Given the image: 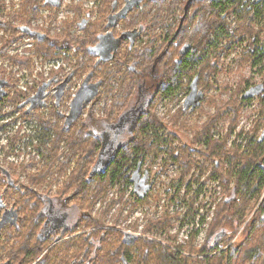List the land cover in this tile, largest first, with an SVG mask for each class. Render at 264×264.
<instances>
[{
  "label": "rangeland",
  "instance_id": "rangeland-1",
  "mask_svg": "<svg viewBox=\"0 0 264 264\" xmlns=\"http://www.w3.org/2000/svg\"><path fill=\"white\" fill-rule=\"evenodd\" d=\"M16 9L23 18L31 14L30 9L25 10L24 6H18ZM247 18L248 14L234 19L236 26L241 28L234 38L221 36L218 40V48H213L212 42L204 45L203 53H208L209 63L212 64L217 58V64L215 70L208 76H203L199 88H203L204 95L200 105L192 112L183 110L184 94L179 93L184 90V85H181L182 82L174 77L175 69L171 70V81L178 84L167 95L158 94L150 106V113L142 118L147 121L148 118L155 117L158 123L155 138L153 135L144 136L150 143L143 153L144 167L150 170L151 177L155 180L153 188L150 191L147 190L146 199L138 201L132 196L133 194L126 192L117 195L116 192L121 187L118 183L103 181L101 184L104 194L96 198L92 197L87 208L91 216L89 220L91 232L97 236L102 234L104 240L102 239L101 242L107 244V247L98 251L99 253L114 252L117 241L121 239L120 228L139 234L140 241L137 245H143L146 239H149L158 244L162 241L167 242L165 246L176 250V246H187L189 243L200 246L205 242L212 228L211 225L215 224L217 206L235 198L237 170L251 159V150L254 156L259 151L260 148L255 147V142L264 129V101L258 95L244 98L242 91L251 84L263 82L264 86V53H261V48L264 49V17L260 21L262 22L260 32L250 31V22ZM247 31L259 35L257 40H252ZM202 34L203 28L194 31L196 39ZM214 37L215 32L211 31L209 40H214ZM161 39L157 38V44ZM28 47L30 46L25 43H22L18 50L11 47L7 57L12 69L21 68L28 77L33 75L31 78L35 79L36 53L34 50L27 52ZM217 50L219 54L211 53ZM82 54L62 55L70 63L67 71L75 70V81L79 83L89 69V66L86 68L80 66L83 63L82 59L84 60ZM205 54L197 55V59L201 58V55L205 59ZM176 58L177 60L180 58L178 49L172 51L170 65L175 64ZM94 60L92 59L91 65ZM194 60L193 58L191 63ZM194 62L193 68L197 63ZM189 65L191 67V64ZM119 66L117 62L102 63L101 70L96 73L92 84H96L100 77L105 81H114L116 74L113 72L107 74V70L109 68L117 70ZM204 71L206 72V69ZM17 73L18 71L12 74L18 77ZM193 73L194 71L191 70L188 76L180 77L183 79V84L188 82V78H191ZM161 88H163L162 85ZM116 89L118 91L107 103V109L113 110V119L129 104L128 101L132 96V91L128 90L122 82L118 83ZM10 91L14 92L11 97H16L18 94L14 87ZM120 92L121 96L118 95ZM96 104L100 105L99 102ZM87 111L86 107L84 113L86 114ZM85 114H82L81 118L85 117ZM3 122L8 123L9 128L6 131L1 130V143L5 142L3 139L5 137L6 146L10 148V158L13 161L4 163L0 167V174L2 168L12 172L11 165L15 166L14 173L11 174L19 178L21 174L29 178L34 174L42 173L43 184L48 187L50 193L55 192L65 179L73 175L76 165H69L60 173L58 169V164L64 160L68 152V145L62 147L60 144L55 150H47L43 147L38 154V136L42 131V129L36 130L38 120L32 117L20 120L12 114ZM126 132L125 140L131 137L127 136ZM49 140L53 143L56 137L51 136ZM49 153L54 154L52 158L49 157ZM94 156L95 154L93 158ZM22 157L24 162L20 164L18 161ZM17 158L18 161H15ZM29 163L30 165L26 166ZM21 168L25 171L22 172ZM46 169L52 172L47 173ZM20 180L26 181L22 177ZM3 191L1 187L0 198L3 196ZM71 191L72 189L68 193ZM261 192V196L247 201L239 227L229 237L230 240L226 242L225 239L221 240L213 253L219 247L224 250L230 243L237 244L242 240L246 233V219L248 220L254 214L260 204L264 196V187ZM6 206L9 207L7 203ZM202 216L205 219L201 220ZM93 218H99V220L95 221ZM76 232H79L78 229ZM256 239L254 243H264V239L261 240L262 237ZM180 252L189 253L186 249Z\"/></svg>",
  "mask_w": 264,
  "mask_h": 264
},
{
  "label": "flooded vegetation",
  "instance_id": "flooded-vegetation-1",
  "mask_svg": "<svg viewBox=\"0 0 264 264\" xmlns=\"http://www.w3.org/2000/svg\"><path fill=\"white\" fill-rule=\"evenodd\" d=\"M24 3L35 8V13L28 19V23L15 17L16 8ZM227 5H230L229 8L220 17L226 21L228 27L237 29L234 19L248 14L250 29L260 32L262 25L260 21L264 17V0H241L229 2ZM260 7L263 9L259 10ZM205 8L208 10L209 4L204 0H0V132L8 130L9 124L3 121L9 115L13 114L20 120L27 117L35 118L38 120V129H42L37 151L51 136L56 137L57 140L58 128L68 131L80 121L86 124L87 136L97 138L96 136H100L103 132H112L110 125L115 121L112 118L113 111L108 115L110 110L107 109V103L118 91L116 89L118 83L122 82L128 89L132 88L129 106L132 105L140 110L147 103V106H151L159 91L160 77L165 72L162 69L159 71L157 62L165 60L166 56L168 60L170 59L174 48L170 45L173 44L175 38L183 36L182 34L191 35V32L195 31L197 23L204 18ZM213 12L216 15L219 14L216 9H213ZM214 28L216 31L218 30V26ZM178 33L180 35H177ZM159 37L162 39L169 37L170 40L168 47L164 49L166 56L161 55L160 59L156 61V56L150 59L145 55H155L156 48L160 46L162 40L157 44ZM75 38H84L87 50L96 54L99 61L108 60L109 63H120L117 55L123 56L124 52H133V56L136 53H141L144 57H133V60H130V55H127L119 66L120 69L112 68L111 72L116 74V79L110 82L101 78L95 95L83 104L81 113L72 120L69 116L73 114L74 100L78 92H82L81 99L84 102L85 98L95 90L94 87L89 86L93 85L95 77L90 74V71L80 83L75 81V70L67 71L70 63L62 55H74L80 49L74 44L71 46ZM62 39H67L70 43L60 41ZM38 42L41 44L46 42V46L51 49V52L45 54L39 50ZM22 43L30 46L27 48V52L34 50L36 53L35 79L31 78L33 75L28 77L27 74H24L21 68L14 67L12 69L7 57V52L11 47L18 50ZM183 45L179 47L178 52L181 51L184 55L187 48L180 50ZM140 60L147 62L142 68L138 65ZM175 60L178 61L177 58ZM60 62L61 66H59ZM17 71L19 72L17 73L18 77L13 76L12 73ZM158 71L161 73H157ZM108 73L110 72L107 70ZM88 75L90 77L86 80ZM133 76L135 82L132 81ZM197 78V75L192 76L188 82L186 81L187 83L185 82L186 84H183V79L179 80L182 82L181 85H184V90L179 94H184L182 101L185 111L192 112L200 105L199 103L192 107V104L197 100V91L200 90L202 93ZM12 87L18 93L16 97H11L14 93L10 91ZM97 102L100 105H97ZM86 107L88 111L85 114ZM82 114H85V117L81 118ZM263 131L264 129L260 135L261 139L264 138ZM120 138L125 139L124 136ZM98 144L102 145L101 141ZM61 146L66 147L64 140L61 141ZM142 156H144L143 153L141 156H132L130 164L128 163L125 167V179L119 181L121 188L116 192L117 195L126 192L133 194L132 196L138 201L146 199L145 196L148 192L144 193L145 189L149 185L150 191L155 180L151 177L150 170L144 167ZM23 159L22 157L18 161L17 158L15 161L22 164ZM10 162L9 154L0 150V167L4 163ZM21 177L28 180V177L23 174ZM9 178H11L10 175L5 176L8 185L4 187L3 196L0 198V211L6 212L7 215L11 209V202L6 198V189L12 185ZM131 178L134 181H131ZM26 181L20 180L19 182L26 183ZM70 200L72 199H68V202ZM6 203L9 207L6 206ZM66 204L67 206L63 207L58 203L53 206L55 220L53 218V229L47 235L49 239L53 238V242L45 248L43 253L51 245L58 244L61 245L60 250H69L68 264H93L96 261V253L100 250V241L92 239V228L85 222H80L74 202ZM85 212L87 213V211ZM60 215L63 217L61 218ZM0 217L2 216L0 215ZM8 219L4 216L0 221H4L2 224L7 226L10 225ZM2 224H0V228ZM76 229L79 232H76ZM120 234L121 239L117 241L116 253L105 257V264H143L138 250L140 245H137L140 241L139 234L121 228ZM77 235L84 236L82 239L83 248L79 255L75 253L73 242L74 236ZM126 235H134L135 238L126 239ZM78 242L80 244V240ZM166 243L161 242L163 245ZM213 244L215 243L213 242ZM93 253L95 254L93 255ZM39 258L40 256L33 264ZM98 258L102 257L98 256Z\"/></svg>",
  "mask_w": 264,
  "mask_h": 264
},
{
  "label": "trees",
  "instance_id": "trees-1",
  "mask_svg": "<svg viewBox=\"0 0 264 264\" xmlns=\"http://www.w3.org/2000/svg\"><path fill=\"white\" fill-rule=\"evenodd\" d=\"M204 1L209 4L210 10H207L206 8L204 9V18L201 22L197 23L195 29L198 30V28H203V34L197 39L194 37V32H191V35L182 34L183 36H181L179 33L177 34L180 36L175 38L173 44L170 46L176 47H174L173 50H179V47L184 44L180 50H182L183 48H187V50H185L184 55L183 52H178L180 58L175 62L174 65H170L168 57L164 52V49L168 47V42L170 40L169 37H165L162 39V43L159 47L156 48L155 55H145L150 59L153 56H156V61L160 59L161 55L166 56L165 60H160L157 62L159 71L161 69L165 71L160 77L161 81L158 83V94L161 93L165 96L171 92L172 88L176 84H178L174 83L173 80L171 81L172 77L170 73L172 69H175V72L173 74L178 81L181 80L180 77L182 75L188 76L189 71L193 70L194 73L192 75H197V83L198 85L201 84L200 82H202L203 76H208L210 72L216 69L215 66L217 64V58L214 59L212 64L209 63V55H207L208 53H203L204 45H206L208 42H212V47L218 48V40L221 36H233L232 38H234V36L241 30V28L238 27L237 29H231L226 24V21L220 17L222 16V13L229 8L230 5H227L229 2H239L241 0ZM22 6L25 7V10L29 8L31 14L28 17L23 18L20 14L17 13L15 17L20 18L22 22H28V18H31L32 15H34L35 8L25 3ZM213 9L219 11V14L216 15V13L213 12ZM261 9L263 8L260 7L259 10ZM215 25L218 26L217 31L216 28H214L216 27ZM252 30L253 29H250V31ZM211 31H215L214 40H209V34ZM248 33L249 37H252V40H257V38L259 37V35L257 34H252L251 32ZM53 41H55V39H53ZM60 41L70 43L67 39H62ZM38 44L40 45H37V48L43 51L45 54H49L51 52V49L46 46V42H44L43 44L38 42ZM73 44L80 48L75 54H84H82V56H84V60L82 59L83 63L82 65H79L84 68L89 66L88 71H90L91 75L96 76V73L100 72L101 70L102 63L109 62L108 60L99 61V59H97L96 57V54H92L89 50H87V43L84 38H75L72 45ZM250 49L253 50V48ZM261 49V53H264V49ZM211 53L219 54V51L217 50ZM199 54H205V59L202 55L201 58L197 59V55ZM127 55H130V60H133V57H144V55H142L141 53H136L133 56V52H124L123 56L117 55V57L119 58L118 62H120V66ZM193 58L195 59L194 61L197 62L196 67L194 68L192 65H194L193 63L195 62L193 61L191 63ZM92 59L95 60L91 65ZM145 63L147 62L140 60L138 62V65L142 68ZM189 64H191V67ZM168 67L171 68L168 69ZM204 69H206V72L204 71ZM108 71L111 73L110 68L108 69ZM159 71L157 73H161ZM88 77H90V75H88ZM158 79L159 77L157 78V80ZM189 79L190 78H188V80ZM132 81L135 82L134 76L132 77ZM100 82L101 77L99 79L98 85L100 84ZM161 85L163 86V88H161ZM251 85L242 90L244 98H247L245 96V92L249 87H251ZM128 90L132 91V88ZM118 95L121 96L122 93L120 92ZM258 97L264 101V90L258 95ZM147 105L148 103L144 108L140 110L137 107H134L132 105L129 106V104H127V106L117 115V117H114L113 121L116 122L122 114L129 112L132 108L139 111H137L138 115L134 120L132 130L128 131L129 127H126V129H124V131L120 133L121 135H119L116 141L118 149L116 150L112 160L101 172H93V168L98 162L99 151L101 150V145H99L98 143H100V141L102 143V137L101 135L96 136L97 138L87 136L88 134L86 132V124L81 123V121L77 123L74 128L68 131H64L58 128L57 140H54L53 143L50 142L49 139L45 140L46 142L44 144H46L47 146L43 144L38 151L39 154L43 147H45L47 150H55V148L58 149L61 141L63 140L65 141V145L69 146L68 152L66 154L64 153V160L58 164L59 173L63 172V170L69 165H76V167L73 169V175L68 179H65L64 183H62V185L55 192L50 193L48 187L44 186V176L42 173L29 176L26 183H24L19 182L20 180L18 176H14V174H11L12 172L14 173V165H11L13 169L12 172L7 169H1L0 188L2 187V189H4V187L8 185V182L5 179L6 175H10V177L12 178H9V180L12 181V185L10 188L6 189V198L9 200V202H11V209H9L10 212L8 213V215L6 212H0L2 218L6 216L7 219L9 217L8 220H10V225L7 226H4L5 224L3 225L1 223L4 221H0V224H2L0 228V264H33V262L39 256L40 258L34 264H68V256L70 254L69 250H60L61 245H51L43 253L45 248L53 242V238L49 239V237L47 236L48 233L53 229L52 225L55 220V217L53 216V206L58 203L61 207H63L67 206L66 203L73 201L75 204L77 217L80 218V222H85L86 225H89L91 227L89 223V220H91V216L87 211V208H89V203L90 201H92V197L96 198L98 195L102 196L104 194V188L101 182H118V184L121 186V179H125V167L128 163L130 164L132 156H141L142 153L147 150L146 146L150 145V143L145 140L144 136L153 135V137L155 138L157 134L158 123L155 120V117H150L147 119V121L142 120L144 115L150 113L151 108ZM75 111L76 110L73 111L71 117H73ZM112 111L113 110L111 108L108 114ZM125 132L127 136H131L126 140L120 138L121 136H124ZM110 133L111 135H113V131ZM136 135L141 136L137 137ZM89 137H91V139H88ZM255 147L260 148L256 155L254 156L252 154L253 151L251 150V159L247 160V162L243 164V167L237 170L238 178L236 183L237 192L235 191V198L225 203H221L217 206V213L214 217L215 224H210L212 228L211 230H209L205 242L200 244V246H194L192 243H189L187 246L178 245L176 246V250L173 248H169L163 244H158L146 239V243L138 247L140 253L139 255L143 259L141 263L264 264V243H254L255 240H257L256 238L262 237L261 240L264 239V196L254 214L248 220L246 219V233L242 240L237 244L230 243L224 250H221V248L219 247L216 252L213 253V251L217 247V244L223 239H225V242L230 240L229 237H231L233 235V232L236 231L239 227L241 218L244 215V209L247 201L251 198L253 199L261 196V189L264 187V138L261 139L260 136L255 142ZM93 154H95L94 158ZM53 155V153H49V157L52 158ZM74 160L76 162H72ZM26 165L29 166L30 163ZM90 170L91 173H89ZM21 171L23 172L25 171V169L21 168ZM46 172L51 173L52 171L50 170L49 172V170L46 169ZM91 174L92 176H90ZM70 189H72V191L68 193ZM68 199L72 200L68 202ZM85 211H87V213ZM60 217L62 218L63 216L60 215ZM93 219L95 221L99 220V218ZM202 219H205V217L202 216L201 220ZM94 235L95 234L92 233L91 238H95L96 240L98 239L100 241V249H104L103 247H107L106 243L103 244V242H101L102 239L104 240L102 234L100 236H97V234L95 236ZM217 235L219 237L215 239ZM82 239H84V236L81 235H79V237H74L73 242L76 255H79L83 248ZM78 240H80V244ZM213 242L215 244H213ZM65 246H67V244H65ZM185 249L189 251V253L186 254L180 252ZM113 253H116V248L114 249ZM97 254L99 255H97L95 259L96 261L93 262V264H105V257L110 255L99 252H97ZM98 256H101L102 258H98Z\"/></svg>",
  "mask_w": 264,
  "mask_h": 264
},
{
  "label": "water",
  "instance_id": "water-1",
  "mask_svg": "<svg viewBox=\"0 0 264 264\" xmlns=\"http://www.w3.org/2000/svg\"><path fill=\"white\" fill-rule=\"evenodd\" d=\"M88 78L89 77H87L86 80H88ZM89 86L94 87L95 90L89 96H87L85 98L84 102L81 99L82 92L81 91L78 92V95L74 100L75 108L73 109V111L74 110H76V111H75L73 117H71V115L69 116L70 119L73 120L74 118H76L81 113L82 108H83V104L88 102L95 95V91H96V88L98 86V82L96 84L89 85ZM194 89H195V87H194ZM262 90H263V84L258 83L255 86L250 87L245 92V96L251 97L254 95H258L259 93H261ZM201 95H202L201 93L197 94V100L192 104L193 105L192 107L199 104ZM185 109H187V108H185ZM137 115H138L137 110L132 108L129 112L122 114L115 123L110 125V127L112 128V131H113V135H111L110 132H103L101 134V137H102L101 150L99 151L98 162L94 166L93 172H95V171L101 172L106 168L108 163L114 157L116 150L118 149V146L116 145L117 138L119 137V135H121L120 133H122L124 131L125 126L129 127L128 131L132 130V126H133L134 120L137 117ZM146 191H147V188L145 189L144 193H146ZM142 195H144V194H142ZM1 223H3V222H1ZM125 238L131 240V239H134L135 236L134 235H130V236L126 235Z\"/></svg>",
  "mask_w": 264,
  "mask_h": 264
},
{
  "label": "built area",
  "instance_id": "built-area-1",
  "mask_svg": "<svg viewBox=\"0 0 264 264\" xmlns=\"http://www.w3.org/2000/svg\"><path fill=\"white\" fill-rule=\"evenodd\" d=\"M11 49V48H10ZM13 51H15V50H13ZM19 73V72H18ZM24 73V72H23ZM24 74H26V72L24 73ZM18 76V75H17ZM1 133V132H0ZM1 138L2 137H0V150H4L5 152L6 151H8L9 153V158H10V156H11V153H10V148H9V146L7 147L6 146V138L5 137H3V139L5 140V142H3V143H1ZM38 138H39V136H38ZM38 143H39V141H38ZM11 159V158H10ZM11 161H13V160H11Z\"/></svg>",
  "mask_w": 264,
  "mask_h": 264
},
{
  "label": "bare ground",
  "instance_id": "bare-ground-1",
  "mask_svg": "<svg viewBox=\"0 0 264 264\" xmlns=\"http://www.w3.org/2000/svg\"><path fill=\"white\" fill-rule=\"evenodd\" d=\"M59 60H60V59H59ZM43 61H44V60H43ZM60 61H61V60H60ZM57 65H58V64H57ZM59 66H61V62H60V65H59ZM61 68H62V67H61ZM66 82H67V81H66ZM4 83H5V82H4ZM257 84H258V83H257ZM4 85H6V84H4ZM255 85H256V84H255ZM255 85H253V86H255ZM253 86H251V87H253ZM249 88H250V87H249ZM249 88H248V89H249ZM248 89H247V90H248ZM263 89H264V86H263ZM247 90H246V91H247ZM262 91H263V90H262ZM262 91H261V93H262ZM37 93H38V92H37ZM41 93H42V92H41ZM197 93L199 94V93H201V91L198 90ZM201 94H202V93H201ZM259 94H260V93H259ZM259 94H258V95H259ZM39 96H40V95H39ZM202 96H203V94L201 95V97H202ZM254 96H256V95H254ZM251 97H253V96H251ZM251 97H247V98H251ZM200 99H201V98H200ZM199 103H200V101H199ZM61 106H62V105H61ZM9 116H10V115H9ZM9 116H8V117H9ZM36 130L38 131V128H37ZM263 132H264V131H263ZM262 136H263V133H262ZM130 180H131V181H134L133 178H131ZM120 188H121V187H119L118 190H119ZM124 190H125V189H124ZM147 190H149V185L147 186ZM119 191H120V190H119ZM146 192H147V191H146ZM218 237H219V236L217 235L215 239H217Z\"/></svg>",
  "mask_w": 264,
  "mask_h": 264
}]
</instances>
